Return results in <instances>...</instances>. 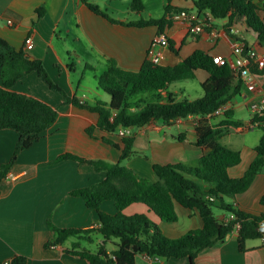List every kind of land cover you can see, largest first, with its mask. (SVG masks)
<instances>
[{
	"label": "crops",
	"instance_id": "obj_1",
	"mask_svg": "<svg viewBox=\"0 0 264 264\" xmlns=\"http://www.w3.org/2000/svg\"><path fill=\"white\" fill-rule=\"evenodd\" d=\"M116 1L123 10H117L113 3L115 1L88 0L116 21L112 23L90 11L80 0H0V37L19 50L23 48L25 38L31 36L32 48L24 50L44 63L49 76L68 96H74L88 105L100 101L106 107L109 96L98 87L97 77L107 67L108 60H114L122 69L136 71L145 59H156V64L173 66L199 49L208 55H221L230 61L235 39L243 40L248 47L260 54L264 53V45L257 44L255 34L249 30L243 18L236 17L231 23L230 34L231 31L236 32L232 34L235 36L233 39L224 31L227 18H211L201 33L193 34L187 32L189 23L174 13L167 16L172 24L164 29L165 38L173 41V48L170 49L169 46L158 43L160 35L155 26L135 27L125 23L157 19L158 16L153 15V11L148 10L147 6L155 2L156 13L161 7L163 14L164 6L168 3L178 11L185 10L196 15L198 19L195 23L205 19L206 12H196L191 0H143V11L134 14L129 9V0ZM39 8L43 10L40 16L37 14ZM110 9L111 14L108 13ZM214 33L216 37L213 36ZM74 60L80 65L84 64L85 69L91 73H82L75 88L69 79L72 66L75 65ZM69 61L72 62L70 65ZM207 78L206 71L197 69L194 78L182 80V87H177V84L173 85L175 81L172 82L169 91L174 95L175 101L199 99L203 94L200 86ZM85 79L91 80L87 82L88 87L82 86ZM254 82L257 92L264 93V73L254 74ZM11 90L37 98L52 107H58L59 110L54 124L40 133L33 144L17 156L14 165L0 182V264L16 255L26 257L27 264H88L85 260L66 253L75 242L79 243V249H84L82 242L86 240L69 237L61 245H45L53 240L50 225L56 229L84 230L98 227L96 213L85 206L83 199L72 196L70 191L94 185L104 180L105 174L103 171H94L87 164L70 160L59 161L57 156L70 153L85 160L116 163L120 158V149L106 144L102 138L120 146L119 131L105 133L96 129L94 135L89 137L85 130L96 123V113L63 104L61 95L49 89L34 72L16 82ZM253 97L255 95L241 86L221 106L220 114L207 117L187 116L169 125L150 120L143 127L130 129L134 136V154L123 160L122 164L151 181L155 180L152 171L154 164L197 167L200 157L207 152L206 148L195 144L198 139L197 130L219 123L227 110L232 111L233 120L248 124L254 114L248 109L247 101ZM137 99L139 97L135 98ZM135 112L136 109H131V113ZM261 135L262 131L258 126H251L242 133L230 130L221 137L219 143L239 152L241 157L240 163L228 169L230 178L239 179L243 176L255 159L254 147ZM16 143L15 130H0V167L9 162ZM199 187L206 189L202 184ZM262 197L264 168L257 173L244 193L224 200L242 211L264 214ZM216 206L219 209V205ZM100 209L107 214H114L116 211L112 202L101 203ZM123 212L126 216L145 214L170 240L202 227V221L195 212L179 206H175V223L161 221L143 203L129 205ZM214 217L218 221H225L229 213ZM236 233L234 229L215 246L198 252L195 264H264V233L261 239L247 240L244 252L238 250ZM82 238H90L91 241L87 242H93L95 238L97 248L99 244H103L101 235L95 231L87 236L83 235ZM105 247L107 252L114 249L111 243H106ZM135 263L147 264L144 254L137 255ZM155 264H189V261L187 258L167 260L159 257Z\"/></svg>",
	"mask_w": 264,
	"mask_h": 264
},
{
	"label": "trees",
	"instance_id": "obj_2",
	"mask_svg": "<svg viewBox=\"0 0 264 264\" xmlns=\"http://www.w3.org/2000/svg\"><path fill=\"white\" fill-rule=\"evenodd\" d=\"M88 9L101 15L112 23L108 15L88 0H80ZM113 1V0H111ZM198 13L208 12L213 19H228L224 31L230 34V26L234 18H243L256 36L259 46L264 45V0L258 8L253 0H191ZM143 0H129V8L135 14L143 11ZM178 9L164 6V13L160 18L142 19L126 25L135 27L155 26L158 35H164V29L172 24L167 16L180 14ZM263 13V15L261 14ZM37 14H43L41 8ZM168 46L173 48V41L168 40ZM246 45V44H245ZM247 46V45H246ZM204 70L208 74L207 80L201 84L203 92L199 99L175 101L169 91L172 82L194 78L196 70ZM251 71L258 75L264 73V64L259 67L253 65ZM34 72L49 89L59 93L63 104H70L96 113L97 120L85 132L89 137L94 131L105 133L118 132L122 128H140L151 121H161L172 124L187 116H212L224 103L234 96L241 87V83L233 75V70L227 62L217 64L212 56L194 50L188 57L177 65L165 66L145 59L136 71L119 67L114 60L107 61V67L97 77L98 87L109 96V104L96 102L88 105L80 102L74 96H68L62 87L47 73L44 63L26 53L24 47L16 49L0 37V130L12 129L17 134L16 148L8 163L0 167V182L14 165L17 156L29 148L38 135L50 128L57 119L58 107H52L37 98L18 94L11 87L24 76ZM136 97L139 99L135 100ZM131 109H136L131 113ZM231 110L223 113L222 120L208 128L198 129L196 146L207 149L197 164V167L182 164H154L152 171L155 180L141 177L122 164L133 156V135L120 136V143L115 144L102 138L106 144L120 149V158L110 164L104 160H85L70 153L57 156L59 161H75L90 165L94 171H103L105 179L84 189L70 191L72 196L83 199L85 206L96 213L98 227L95 229H56L50 225L53 240L50 245H61L69 237L78 240L91 241L82 238L91 232H97L103 239L94 252L79 249V243H73L66 253L85 260L88 264H136L135 257L144 254L148 257L171 259L187 258L189 264H195L198 252L215 246L223 240L226 234L234 230L235 224L240 228L236 233V242L239 252L245 251V242L250 239H261L259 231L264 222V214H255L242 211L237 206L225 202V198L233 199L244 193L252 184L257 173L264 168V113L254 115L244 125L233 120ZM251 126H258L262 135L254 147L255 159L249 164L241 178H230L228 169L240 163L239 152L222 146L221 137L230 130L240 133ZM131 132V131H130ZM202 184L206 189H202ZM112 202L115 213L102 212L100 204ZM261 202L264 203V197ZM143 203L150 212H153L161 221L175 223L177 214L175 206L192 210L202 221V227L189 230L177 239L170 240L159 230V227L150 221L145 214L126 216L123 212L129 205ZM232 214L228 221H218L212 212L213 207ZM50 224V221H48ZM111 243L114 249L107 252L105 244ZM2 264H27L24 256L16 255Z\"/></svg>",
	"mask_w": 264,
	"mask_h": 264
},
{
	"label": "built area",
	"instance_id": "obj_3",
	"mask_svg": "<svg viewBox=\"0 0 264 264\" xmlns=\"http://www.w3.org/2000/svg\"><path fill=\"white\" fill-rule=\"evenodd\" d=\"M180 17L185 19L189 24L187 26L188 33H201L202 28L209 24V19H211V15L206 12L205 19H200L198 23L195 21L198 19L196 15L189 14L188 12H181ZM10 23V22H9ZM231 33L235 34L236 32L231 31ZM216 37V33L213 34ZM32 37L28 36L25 38L23 42V47L25 50H29L32 48ZM158 43L162 46H168V41L164 35H160L158 39ZM213 62L217 64H223L227 62L231 69L233 70L234 77L240 81L241 86L249 93L255 95V97L251 98L247 101L248 109L254 115H262L264 113V93H258L256 90V84L254 82V73L251 71V67L253 65H257L261 67L264 64V53H258V51L248 47L245 45L244 41L241 39H235L234 47L231 51V60L228 61L226 58L222 57L221 55L212 56ZM153 61V60H151ZM156 59L153 63H156ZM222 111L221 108H218L214 114H220ZM119 134L124 135L130 134V129L122 128L119 130ZM233 218L232 214H229V217L225 220H231ZM239 224H235L234 229L236 232L239 230ZM145 256V255H144ZM158 257H148L145 256V260L147 264H155Z\"/></svg>",
	"mask_w": 264,
	"mask_h": 264
},
{
	"label": "rangeland",
	"instance_id": "obj_4",
	"mask_svg": "<svg viewBox=\"0 0 264 264\" xmlns=\"http://www.w3.org/2000/svg\"><path fill=\"white\" fill-rule=\"evenodd\" d=\"M89 1H91V0H89ZM113 1H115V2H113V3H115V5H116V7H117V10H119V11H121V10H123L122 9V7L120 6V4H118L119 2L118 1H116V0H113ZM253 2H255L259 7L258 8H261L262 7V1L261 0H253ZM150 3V2H149ZM113 5V4H112ZM147 6H148V10H152L153 12L152 13H154L153 15H155V16H158L157 18H160L163 14H162V9H161V7H160V9L158 8V13H156L157 11V9H156V6H157V4H156V2H155V4H153V5H150V4H147ZM130 9V8H129ZM111 10L112 9H110V10H108V13H110L111 14ZM160 10V11H159ZM135 14V13H134ZM261 14L263 15V13L261 12ZM64 55L65 56H67V53H64ZM73 61V60H72ZM70 63H69V65L72 63L71 61H69ZM74 63H75V65L74 66H72L73 67V69H71V72H70V77H69V79H70V82H71V84L74 86V88L76 87V84H77V82L81 79V74L82 73H85V75H91V73L87 70V69H85V65L84 64H82V65H80V64H78V63H76L75 62V60H74ZM71 67V68H72ZM91 78V77H90ZM92 79V78H91ZM86 81H84V82H82V86L84 85V86H86V87H88L87 85H89L87 82H90L91 80L90 79H85ZM190 82H192V83H194V81H192V80H189ZM182 81H177L176 83L174 82L173 83V85L174 84H177V85H175V86H177V87H182V83H181ZM195 84V83H194ZM173 85H171V88H173ZM212 212L214 213V215H218V214H221V213H226V212H224V211H222V210H220V209H218L217 207H213L212 208ZM94 240H93V242H87V241H85V242H82V245H83V247H84V249L85 250H88V251H90V252H94L95 250H96V248H97V241L95 240V238H93Z\"/></svg>",
	"mask_w": 264,
	"mask_h": 264
},
{
	"label": "water",
	"instance_id": "obj_5",
	"mask_svg": "<svg viewBox=\"0 0 264 264\" xmlns=\"http://www.w3.org/2000/svg\"><path fill=\"white\" fill-rule=\"evenodd\" d=\"M132 129V128H131ZM259 231L264 233V222L260 225Z\"/></svg>",
	"mask_w": 264,
	"mask_h": 264
}]
</instances>
